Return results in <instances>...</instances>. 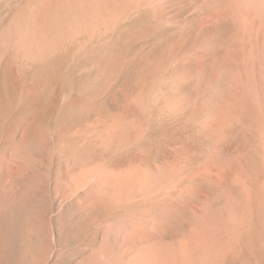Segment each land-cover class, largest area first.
Instances as JSON below:
<instances>
[{"label":"rangeland","instance_id":"rangeland-1","mask_svg":"<svg viewBox=\"0 0 264 264\" xmlns=\"http://www.w3.org/2000/svg\"><path fill=\"white\" fill-rule=\"evenodd\" d=\"M24 1L0 0V30ZM167 31L0 56V264H264V131L148 109L124 65Z\"/></svg>","mask_w":264,"mask_h":264},{"label":"bare ground","instance_id":"bare-ground-1","mask_svg":"<svg viewBox=\"0 0 264 264\" xmlns=\"http://www.w3.org/2000/svg\"><path fill=\"white\" fill-rule=\"evenodd\" d=\"M143 16L168 30L122 58L141 74L148 109L222 138L238 127L264 131V0H25L0 30V56L77 55Z\"/></svg>","mask_w":264,"mask_h":264}]
</instances>
